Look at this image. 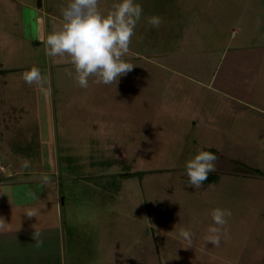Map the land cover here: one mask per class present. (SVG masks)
Segmentation results:
<instances>
[{
  "label": "rangeland",
  "instance_id": "1",
  "mask_svg": "<svg viewBox=\"0 0 264 264\" xmlns=\"http://www.w3.org/2000/svg\"><path fill=\"white\" fill-rule=\"evenodd\" d=\"M67 2L0 0V206L38 210L39 264H264V0H136L132 71L88 88L45 53ZM205 145L218 178L194 188L185 161Z\"/></svg>",
  "mask_w": 264,
  "mask_h": 264
},
{
  "label": "clouds",
  "instance_id": "2",
  "mask_svg": "<svg viewBox=\"0 0 264 264\" xmlns=\"http://www.w3.org/2000/svg\"><path fill=\"white\" fill-rule=\"evenodd\" d=\"M143 14L142 6L136 0H116L112 8L103 11L99 7V0H68L60 10V21L53 25L47 35L45 53L49 58H60L69 62L75 71L66 74L75 79L81 88L89 87V79L95 84L116 85L118 78L132 71V63L127 62L126 56L130 51L131 38L135 35V28ZM151 27L159 28L162 20L159 16L147 17ZM23 81L32 86L43 89L47 79L38 67L32 66L22 74ZM203 146L185 161V171L188 184L199 188L208 175L215 171L217 156ZM30 162L23 160L22 166L29 167ZM49 177H43L41 184L47 186ZM33 198L37 194L30 192ZM36 209L26 213L28 217H36ZM212 223L207 228L205 242L219 246L221 236L227 224L231 211L214 208L211 213ZM5 221L0 218V230H3ZM179 235L188 245H191L193 233L185 228L179 229ZM36 246L43 244L40 233H32ZM187 248V247H186Z\"/></svg>",
  "mask_w": 264,
  "mask_h": 264
},
{
  "label": "crops",
  "instance_id": "3",
  "mask_svg": "<svg viewBox=\"0 0 264 264\" xmlns=\"http://www.w3.org/2000/svg\"><path fill=\"white\" fill-rule=\"evenodd\" d=\"M9 213L10 211H6L5 204L2 202L0 206V218H3L5 221V226L3 230H0V264H39L40 262L36 258L40 255L43 257L46 252L40 250L42 253H39V248L36 246L33 236L31 234L30 237L24 236L25 240L23 241L22 238L14 240L11 237V233L16 232L14 230H17L18 227L19 232L25 231L28 233V231L32 232L34 229L35 231H39L41 224L38 220L36 222L33 221L35 217L24 216L27 213L24 210L19 212V214H13V217ZM30 221H32V225H29ZM20 244L28 246L25 251L17 247ZM15 258L17 261H14Z\"/></svg>",
  "mask_w": 264,
  "mask_h": 264
},
{
  "label": "trees",
  "instance_id": "4",
  "mask_svg": "<svg viewBox=\"0 0 264 264\" xmlns=\"http://www.w3.org/2000/svg\"><path fill=\"white\" fill-rule=\"evenodd\" d=\"M0 71H6V69H1ZM218 178V175L216 173H209L208 175V179L206 181H204V183H210V182H213V181H216Z\"/></svg>",
  "mask_w": 264,
  "mask_h": 264
}]
</instances>
